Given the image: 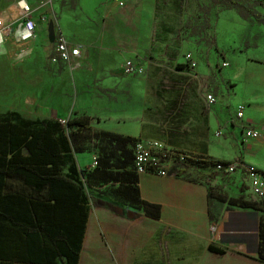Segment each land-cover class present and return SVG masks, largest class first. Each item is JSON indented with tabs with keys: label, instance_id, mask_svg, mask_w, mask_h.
I'll list each match as a JSON object with an SVG mask.
<instances>
[{
	"label": "crops",
	"instance_id": "1",
	"mask_svg": "<svg viewBox=\"0 0 264 264\" xmlns=\"http://www.w3.org/2000/svg\"><path fill=\"white\" fill-rule=\"evenodd\" d=\"M207 4V0H123V6H117L111 0H89L84 4L87 16L80 20L67 13L59 23L53 16L55 34L82 46L75 71L85 64V56L94 59L81 72L84 79L92 76L94 91H82L76 100L98 131L159 142L166 150L202 159L240 161L244 127L264 123L246 113L241 120L236 118L237 105L249 108L244 98L224 105L216 101L221 87L216 78L230 67L222 63L229 62L211 64V46L185 37L199 29L196 19ZM112 17L123 21L127 35L110 41L104 34L98 38ZM70 24L81 26L85 36H68L65 29ZM187 53L197 59L193 69L184 57ZM129 59L142 69L141 75L123 74L121 65ZM209 93L216 99L213 104H207ZM80 100H88L90 106L80 108ZM246 142L264 143V135ZM92 157L84 151L75 153L81 169L91 168ZM166 166L167 176L145 172L137 178L140 198L161 208L157 219L142 213L132 219L130 208L129 214L116 212L111 205L94 208L83 188L88 221L78 264H257L260 212L209 196L213 191L253 200L245 173L238 169L220 174L210 167L188 166L177 175L173 161ZM77 171L79 179L84 172ZM210 245L225 253L212 252ZM56 261L62 263L61 258Z\"/></svg>",
	"mask_w": 264,
	"mask_h": 264
},
{
	"label": "trees",
	"instance_id": "2",
	"mask_svg": "<svg viewBox=\"0 0 264 264\" xmlns=\"http://www.w3.org/2000/svg\"><path fill=\"white\" fill-rule=\"evenodd\" d=\"M225 1L229 6L237 5L233 0ZM239 13L264 22V15L258 12L245 9ZM66 124L68 133L59 122L24 118L16 111L0 112V264H59L57 258L62 259L61 264H78L88 212L83 187L78 183L79 173L72 161L73 152L83 151L77 146V132L73 129L89 131L91 118L83 115ZM94 136L112 149L97 157L88 176L90 183H117L114 195L128 202L121 206L132 210V219L137 213L159 218L160 206L139 196L138 175L132 168V145L137 140L103 131ZM226 162L213 158L173 160L179 168L177 175L184 167L214 170L216 164ZM209 196L260 212L257 257L264 264V207L243 197L228 198L213 191H209ZM209 249L225 253L211 245Z\"/></svg>",
	"mask_w": 264,
	"mask_h": 264
},
{
	"label": "rangeland",
	"instance_id": "3",
	"mask_svg": "<svg viewBox=\"0 0 264 264\" xmlns=\"http://www.w3.org/2000/svg\"><path fill=\"white\" fill-rule=\"evenodd\" d=\"M18 0H0V26L12 22L17 17L15 6ZM41 18L38 23L39 31L32 40V54L27 61L14 64L9 56L0 57V112L16 111L24 118L46 119L58 122V119H73L86 115L78 108L77 96L80 92L93 93L92 76L84 79L81 73L87 66L90 68L89 56H85V64L78 71L73 70L66 63L54 60L53 43L46 33L45 23L50 17H56L60 23L67 13H72L80 20L87 16L84 4L89 0H27ZM237 5L229 6L225 0H207V5L200 8L198 16L199 29L185 33L188 40L205 43L211 46L210 63H220L225 59L230 67L221 71V87L216 101L225 104L230 99L244 98L249 103L245 110L249 119H256L264 123V23L253 16H242L239 12L250 10L264 15V0H233ZM84 2V3H83ZM212 3L211 9L209 8ZM99 7H97V12ZM245 14V13H244ZM75 38H83L81 26L68 25L65 29ZM106 41L117 36H126L127 27L122 20L116 22L112 17L102 28ZM97 33V28H94ZM134 34V31H131ZM73 34V35H72ZM124 62V61H123ZM122 66V65H121ZM229 69V71H228ZM222 96V97H221ZM236 100V99H235ZM81 106H90L88 100H80ZM67 123V122H66ZM67 124L63 125L66 133ZM77 146L84 152L99 157L109 152L112 147L95 138L98 130L94 121L91 128L77 130ZM244 147L240 161L260 167L264 170V143H250L246 140L240 143ZM76 169L83 171L78 183L84 188L88 203L94 208L111 205L117 211L129 214V208L121 206L128 202L121 201L114 195L117 183L94 185L88 178L92 169L85 165L80 168L72 154ZM221 174V173H220ZM231 179V178H229ZM108 199H111L110 201ZM258 259V257H257ZM257 264H263L259 261Z\"/></svg>",
	"mask_w": 264,
	"mask_h": 264
},
{
	"label": "built area",
	"instance_id": "4",
	"mask_svg": "<svg viewBox=\"0 0 264 264\" xmlns=\"http://www.w3.org/2000/svg\"><path fill=\"white\" fill-rule=\"evenodd\" d=\"M112 3L117 6H123V0H111ZM17 8V17L15 23H6L0 26V57L10 54L9 58L12 63L18 64L27 61L32 54V40L35 37L38 23L41 18L35 17V11L32 5L27 0H18L15 4ZM48 21V20H47ZM46 21V22H47ZM54 22V18L51 17L47 23ZM54 25V23H53ZM55 31V30H54ZM54 47L53 54L54 60H58L62 63H66L73 70L80 67V48L81 45H73L65 36L61 33L55 34L54 32ZM188 62L189 68L197 66V59L191 54L184 55ZM229 63H222L223 67L228 66ZM122 72L124 75H141L142 69L132 60H126L122 65ZM213 94L206 95L207 104H213L215 102ZM236 118L241 120L244 117L245 106L244 104L237 105ZM61 125H65L67 120L60 119L58 121ZM264 135L263 124H251L248 127H244L243 137L246 141L259 140ZM132 152L134 159L132 161L133 171L139 175L145 172L155 173L161 176L168 175V169L166 164L170 161H186L196 160L198 157L188 154H182V152H175L166 150L165 147L159 142H146L137 140L132 145ZM97 164V156L94 155L91 160V168H94ZM242 170L247 178L249 190L253 195V200L264 207V171L261 169L247 164L243 161L218 163L215 165L214 170L222 174H233L236 170ZM214 231V227L212 228Z\"/></svg>",
	"mask_w": 264,
	"mask_h": 264
},
{
	"label": "water",
	"instance_id": "5",
	"mask_svg": "<svg viewBox=\"0 0 264 264\" xmlns=\"http://www.w3.org/2000/svg\"><path fill=\"white\" fill-rule=\"evenodd\" d=\"M48 37L51 41H53V37H54V25L52 22H49L48 25Z\"/></svg>",
	"mask_w": 264,
	"mask_h": 264
}]
</instances>
